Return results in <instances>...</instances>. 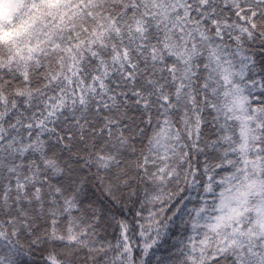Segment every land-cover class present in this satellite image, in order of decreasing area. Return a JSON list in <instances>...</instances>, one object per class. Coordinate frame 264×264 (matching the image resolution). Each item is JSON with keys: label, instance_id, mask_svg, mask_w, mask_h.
Masks as SVG:
<instances>
[{"label": "snow or ice", "instance_id": "snow-or-ice-1", "mask_svg": "<svg viewBox=\"0 0 264 264\" xmlns=\"http://www.w3.org/2000/svg\"><path fill=\"white\" fill-rule=\"evenodd\" d=\"M0 264H264V0H0Z\"/></svg>", "mask_w": 264, "mask_h": 264}]
</instances>
